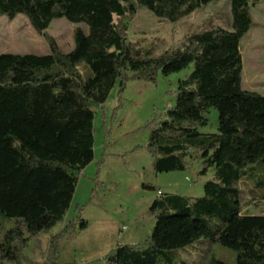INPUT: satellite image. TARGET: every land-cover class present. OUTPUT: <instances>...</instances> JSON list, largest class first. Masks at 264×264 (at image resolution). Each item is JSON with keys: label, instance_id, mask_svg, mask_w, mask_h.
I'll list each match as a JSON object with an SVG mask.
<instances>
[{"label": "trees", "instance_id": "16d2710c", "mask_svg": "<svg viewBox=\"0 0 264 264\" xmlns=\"http://www.w3.org/2000/svg\"><path fill=\"white\" fill-rule=\"evenodd\" d=\"M211 1L0 0V17L23 15L37 34L57 19L87 28L75 29L67 54L51 39L47 55L0 54V264H57L60 241L86 228L79 218L64 224L43 250L40 238L64 223L79 176L93 163L92 108L102 106L117 84L122 92L129 80L154 84L158 75L190 66L173 106L149 123L146 150L155 174L184 172L195 151L200 175L212 169L213 179L200 198L154 200L150 236L118 246L104 262L160 264L167 252L206 240L234 251V264H264V215L241 213L238 187L248 167L264 171V96L241 87L240 41L253 25L250 4L259 0H228L229 31L186 36L158 56H138L128 44L139 10L177 23ZM210 109L218 115L217 134H202ZM208 264L222 263L212 258Z\"/></svg>", "mask_w": 264, "mask_h": 264}, {"label": "rangeland", "instance_id": "374dc122", "mask_svg": "<svg viewBox=\"0 0 264 264\" xmlns=\"http://www.w3.org/2000/svg\"><path fill=\"white\" fill-rule=\"evenodd\" d=\"M252 7L253 25L240 41L242 57V90L248 91L247 79L254 91L264 96V0ZM87 32L83 24H71L65 19L51 22L42 34H37L27 18L16 16L12 21L0 17V54L47 55L48 39L53 40L63 54L73 47L75 29ZM220 28L231 29L228 0H212L177 23L155 18L146 10H139L127 30L128 44L138 56H158L178 45L186 36ZM192 67L166 78L158 75L154 84L129 80L122 92L118 84L102 106H94L93 152L94 160L79 176L73 200L64 218L49 235L40 238L43 250L48 239L58 233L64 224L86 223L85 229H76L59 244L57 264H105V256L120 245H137L146 240L154 227V216L149 207L163 195H178L197 199L203 195V185L213 179V170L205 175L201 159L195 151L186 157L184 172L155 174L152 159L146 150L148 125L174 104L178 81L185 79ZM83 72V69H81ZM207 126L202 134H217V112L206 114ZM103 158V160H102ZM102 163L99 169L97 163ZM245 170L241 179L240 210L243 215H264V171ZM150 185L157 190L142 188ZM168 260L160 264H208L212 258L222 264H234L236 253L206 240L176 252H167ZM35 262L41 263L39 257Z\"/></svg>", "mask_w": 264, "mask_h": 264}, {"label": "crops", "instance_id": "0c3cea01", "mask_svg": "<svg viewBox=\"0 0 264 264\" xmlns=\"http://www.w3.org/2000/svg\"><path fill=\"white\" fill-rule=\"evenodd\" d=\"M260 3H261V2H260V0H259L258 2H255V4H252V7H255L256 5H259ZM261 75H262V74L258 75V74L256 73V74L254 75L253 78H251V79H247V80L249 81L248 84H251V81H253V79L255 80V78H257L256 76H258L259 79H262L263 77H262ZM261 77H262V78H261ZM248 84H246V88L248 89V91H249V92L257 93V91H254L253 86L248 85ZM257 94H258V93H257Z\"/></svg>", "mask_w": 264, "mask_h": 264}]
</instances>
